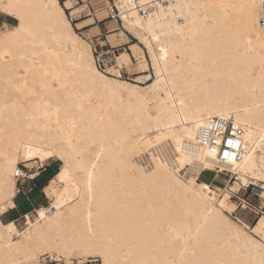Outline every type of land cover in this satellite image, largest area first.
I'll list each match as a JSON object with an SVG mask.
<instances>
[{
  "label": "bare ground",
  "instance_id": "6f19581e",
  "mask_svg": "<svg viewBox=\"0 0 264 264\" xmlns=\"http://www.w3.org/2000/svg\"><path fill=\"white\" fill-rule=\"evenodd\" d=\"M263 2L119 0L118 10L107 1L149 52L155 77L140 76L151 80L145 88L163 94L153 117L136 97V132L112 109L118 87L137 86L108 76L114 68L121 77L117 57L106 75L90 44L88 57L66 17L69 0L64 7L58 0H0V12L18 20L12 34L0 29V209L13 204L15 180L24 175L19 162H61L45 187L49 205L35 209L34 220L26 215L23 231L0 219V264H17L18 255L39 264L44 255L68 259L74 252L83 259L99 252L110 264H264L259 242L220 211L227 194L177 176L186 168L193 175L225 171L234 183L264 179ZM129 111L126 103L123 113ZM215 116H230L243 129L239 160L222 161L201 144L200 128ZM149 128L157 141L170 140L171 155L152 158L146 172L136 170L132 156L150 145ZM252 231L264 239V216Z\"/></svg>",
  "mask_w": 264,
  "mask_h": 264
},
{
  "label": "rangeland",
  "instance_id": "374dc122",
  "mask_svg": "<svg viewBox=\"0 0 264 264\" xmlns=\"http://www.w3.org/2000/svg\"><path fill=\"white\" fill-rule=\"evenodd\" d=\"M66 1L68 0H58L59 4L63 7L66 5ZM107 1L108 0H69L71 3V9L64 10L73 30L82 38V40H84L85 44H87L88 57L93 60L89 44L91 45V50H93L94 45L98 51L112 50L115 58L117 57V62L121 63L122 67L120 66L121 68H119L121 77L117 74L116 70L114 71V68H112L114 76H108L110 78L126 81L137 86L136 89L128 86H120L115 90V97L113 101H115V104L117 105L112 109V116L115 119L123 117L121 119L125 123L132 125L136 132H140L141 123L138 121L140 115L135 109L136 97L142 96L144 98L143 108L148 111L150 116L153 117L156 114L155 105L157 104L160 96L163 94L162 91H148L145 88L151 80L146 81L144 79H140V76L149 75L150 78L153 77V79L155 77L149 52L145 47V44L139 41L134 33L123 24L120 18L118 19L117 14L119 11L115 9L114 18L110 17V9L107 6ZM109 1L112 2V0ZM118 1L119 0H114V4L117 9L118 6L116 2ZM81 21L84 22L82 25L80 23ZM89 23H94L97 26L105 24L107 25L108 31L100 32L98 30L97 32L89 30L90 27L94 25L82 27L83 25H87ZM16 24H18V20L13 15L0 12V29H5L4 34H12V28ZM79 25L81 26L79 27ZM9 36L10 35H7V37ZM36 44L39 45L38 42H36ZM134 44L138 47L134 46ZM66 49L68 50L69 48L67 47ZM70 52L67 51L66 53L70 54ZM19 69L20 68H18V70ZM2 83L7 85L6 81H3ZM51 83L53 86L56 85L54 77L51 78ZM11 89V93H16V95L19 93L18 96L20 95L21 90H19V87H15L14 85ZM93 97L94 99L98 98L96 96ZM126 103L130 106V111L127 114H124L123 109ZM104 108H110V104L108 103L104 105ZM155 134L156 132L151 128L146 130V137H149L151 141L150 145L142 144L140 151L132 156L136 170L142 169L146 172H150L153 169L152 158L162 159L164 157H170V140L168 138H164L157 141L154 138ZM60 165L61 162L55 158L46 162L41 167H35L34 164L31 163L19 162L18 167L24 172V175L17 176L18 179L17 181L15 180L17 193L13 199L16 207L9 209L13 207L14 202L12 205H7L5 210L1 211L0 219L5 222L8 217L16 216L15 219L11 221L14 222L17 230L23 231L27 227L26 215L29 216L31 220H34L37 216L35 209L40 206L49 205V198L46 197L45 187L55 178ZM36 169L38 171L43 170V172L35 177H31L30 175ZM198 174L193 175L186 168H181L178 169L177 176L184 182L198 181L202 180V178L205 180L214 178L215 182H213L211 186L214 184L219 186L217 191L220 195L222 194L221 196L231 193L233 187L238 188L239 191L236 193V199H232L231 196L229 197L230 203H232L233 206H236V211L233 212L225 210L223 214L228 221L239 230L255 238L264 249V245L261 243L264 239L252 231V227L257 220L261 216H264V179H251L248 184H244L241 182L234 183V181H236L235 178L225 171L216 173L213 170H203V175L201 178L198 177L197 180ZM30 181L35 182L36 184L33 189H29V186L32 187V184L28 185V182ZM18 190L20 191L18 192ZM245 204H247V208L244 207ZM8 209L9 212L7 211ZM24 210L27 211L25 212ZM14 238L17 239V236L14 235ZM186 251H192L190 239L186 241ZM43 257H46V255L41 257L39 264L43 263ZM48 259H51L53 264H71L72 261H75V264H95L97 256L91 255L83 259L79 257L76 252H74L68 257V259H65L62 256H60V258L47 257L44 261ZM17 264H25L22 255H18Z\"/></svg>",
  "mask_w": 264,
  "mask_h": 264
},
{
  "label": "built area",
  "instance_id": "2783aa9c",
  "mask_svg": "<svg viewBox=\"0 0 264 264\" xmlns=\"http://www.w3.org/2000/svg\"><path fill=\"white\" fill-rule=\"evenodd\" d=\"M114 0H112L113 2ZM110 9V8H109ZM118 11V10H117ZM110 17L114 18V7L110 9ZM259 23L264 26V2L261 8V14L259 17ZM101 46V45H99ZM93 54L95 56V64L97 68L104 72L109 73V69L114 65V52L112 50H100L96 49L94 45ZM200 142L209 151L211 148H216L215 156L226 162H234L241 158L244 152L243 146V129L240 126H236L233 123V119L228 117H211L200 128ZM231 140L238 146H230L227 141ZM219 141V143H217ZM229 153L230 156H234L235 159H225L224 153ZM219 173L217 170H214ZM19 176V175H18ZM20 190H18L19 192ZM51 259L43 261L42 264H53ZM56 264V263H54ZM58 264V263H57Z\"/></svg>",
  "mask_w": 264,
  "mask_h": 264
},
{
  "label": "snow or ice",
  "instance_id": "6c2138e0",
  "mask_svg": "<svg viewBox=\"0 0 264 264\" xmlns=\"http://www.w3.org/2000/svg\"><path fill=\"white\" fill-rule=\"evenodd\" d=\"M69 7H71V5H69ZM217 143H219V141H217ZM227 143L233 147L238 146L237 144H234L233 141H231V140H228ZM215 153H216V148H214V147L211 148L210 154L214 155ZM28 154H29V156L34 155V153H32V151H31V149H29ZM49 155H51V153H49ZM224 157H225V159H233V160L235 159L234 156H230L229 153H227V152L224 153ZM180 163L183 164V161H180ZM64 178H65V173L62 172L60 174V180H64ZM204 187H206V186H204ZM238 191H239L238 188L233 187L231 193H229L228 195H224V198L220 199L218 201L219 209L221 212H224L225 210H229V211H233V212L236 211V206H233L230 204L229 197L231 196L232 199H236V193ZM49 194L50 195L52 194V189H49ZM57 207H59V205H57ZM244 207L247 208V204H245ZM3 210L4 209H0V211H3ZM38 216L41 220L44 219L45 218V212L39 211ZM261 243H262V245H264V240H262ZM71 264H75V261H72ZM95 264H110V262L108 261L107 257L104 254L98 252Z\"/></svg>",
  "mask_w": 264,
  "mask_h": 264
},
{
  "label": "crops",
  "instance_id": "0c3cea01",
  "mask_svg": "<svg viewBox=\"0 0 264 264\" xmlns=\"http://www.w3.org/2000/svg\"><path fill=\"white\" fill-rule=\"evenodd\" d=\"M6 23V22H5ZM81 23V25L84 23L83 21H81L80 22ZM80 23H78V24H80ZM81 25H79V27L81 26ZM89 25H94V26H92V27H90V29L89 30H94V31H97L98 32V30L101 32V31H103V32H105V31H108L107 30V25H105V24H100V25H96V24H94V23H89V24H87V25H83L82 27H85V26H89ZM41 172H43V170H40V171H38V174L37 175H39ZM36 175V176H37ZM203 174H202V171L198 174V176H197V180H198V177H200L201 178V176H202ZM202 180H204V181H202V182H205V183H213V182H215L214 181V178H210L209 180H205V179H202ZM198 181H200V180H198ZM31 185L32 187H30L29 186V189H33V187L34 186H36V184H35V182H28V185ZM15 196H16V194L14 195V198H15ZM13 202H14V206L12 207V208H9V209H13V208H15L16 207V204H15V201H14V199H13ZM9 209L7 210L8 212H9ZM29 209V208H28ZM7 211H6V213H7ZM25 212L27 211V210H24ZM24 212V213H25ZM5 214V213H4ZM15 217L16 216H12V217H8V219L6 220V221H9V220H14L15 219ZM5 221V222H6Z\"/></svg>",
  "mask_w": 264,
  "mask_h": 264
},
{
  "label": "trees",
  "instance_id": "16d2710c",
  "mask_svg": "<svg viewBox=\"0 0 264 264\" xmlns=\"http://www.w3.org/2000/svg\"><path fill=\"white\" fill-rule=\"evenodd\" d=\"M203 179V178H202ZM200 181H204V180H200Z\"/></svg>",
  "mask_w": 264,
  "mask_h": 264
}]
</instances>
